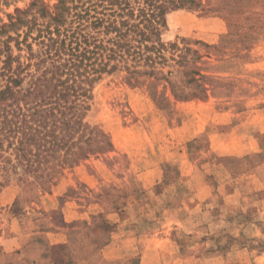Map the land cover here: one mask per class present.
Returning a JSON list of instances; mask_svg holds the SVG:
<instances>
[{
  "label": "rangeland",
  "instance_id": "obj_1",
  "mask_svg": "<svg viewBox=\"0 0 264 264\" xmlns=\"http://www.w3.org/2000/svg\"><path fill=\"white\" fill-rule=\"evenodd\" d=\"M34 1L0 0L1 63L39 62L17 45L27 26L4 28ZM200 1L167 16L164 38L201 56L189 69L206 91L176 98L200 90L178 66L105 76L87 120L111 151L61 166L50 189L0 186V264H141L145 251L160 253L148 264H264V0Z\"/></svg>",
  "mask_w": 264,
  "mask_h": 264
},
{
  "label": "trees",
  "instance_id": "obj_2",
  "mask_svg": "<svg viewBox=\"0 0 264 264\" xmlns=\"http://www.w3.org/2000/svg\"><path fill=\"white\" fill-rule=\"evenodd\" d=\"M200 6V0H58L51 8L36 0L16 10L4 28L27 26L17 45L30 52L37 46L39 62L13 68L11 55L0 61V186L17 178L50 189L61 166L111 151L109 135L87 120L105 76L125 73L136 81L178 66L185 86L200 90L186 87L174 96L199 98L203 76L189 67L201 56L194 52L192 61L188 41L180 46L164 37L171 12ZM171 76L162 79L173 88Z\"/></svg>",
  "mask_w": 264,
  "mask_h": 264
},
{
  "label": "crops",
  "instance_id": "obj_3",
  "mask_svg": "<svg viewBox=\"0 0 264 264\" xmlns=\"http://www.w3.org/2000/svg\"><path fill=\"white\" fill-rule=\"evenodd\" d=\"M232 196V194L230 195ZM155 253L153 252H149V251H145L143 252L142 254V261H141V264H148V263H153V261H155L157 259V257L160 255V253L158 251H154ZM217 256H215L214 258H216ZM258 258H264V252L260 254V256H258ZM147 260V262L145 263V261ZM148 260H150L148 262ZM173 264H184V258L179 255L178 253H176V256H174V262Z\"/></svg>",
  "mask_w": 264,
  "mask_h": 264
}]
</instances>
